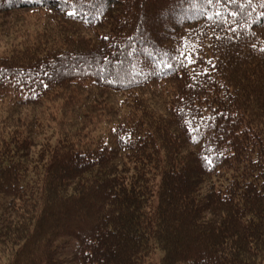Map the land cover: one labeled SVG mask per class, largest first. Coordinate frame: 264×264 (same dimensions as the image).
<instances>
[{
    "label": "trees",
    "instance_id": "obj_1",
    "mask_svg": "<svg viewBox=\"0 0 264 264\" xmlns=\"http://www.w3.org/2000/svg\"><path fill=\"white\" fill-rule=\"evenodd\" d=\"M0 47V264H264V0H0Z\"/></svg>",
    "mask_w": 264,
    "mask_h": 264
},
{
    "label": "snow or ice",
    "instance_id": "obj_2",
    "mask_svg": "<svg viewBox=\"0 0 264 264\" xmlns=\"http://www.w3.org/2000/svg\"><path fill=\"white\" fill-rule=\"evenodd\" d=\"M209 2H211V0H209ZM229 2H232V0H229ZM66 3H68V0H62V6H63V4H66ZM67 14L69 16H74V15H76V12L75 11H69ZM178 55H179V59H178L177 63L179 64L181 70H186L189 65H194L196 63V61L194 59H192L191 54L179 53ZM169 67H171V65H169ZM194 142H196V141H194ZM204 160H205V163L207 165H211L213 163L212 159H210L207 156L204 157Z\"/></svg>",
    "mask_w": 264,
    "mask_h": 264
},
{
    "label": "rangeland",
    "instance_id": "obj_3",
    "mask_svg": "<svg viewBox=\"0 0 264 264\" xmlns=\"http://www.w3.org/2000/svg\"><path fill=\"white\" fill-rule=\"evenodd\" d=\"M2 44H3V42H2ZM0 51H4V49L2 47H0Z\"/></svg>",
    "mask_w": 264,
    "mask_h": 264
}]
</instances>
